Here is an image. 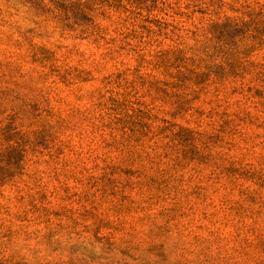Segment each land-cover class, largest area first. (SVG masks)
Returning a JSON list of instances; mask_svg holds the SVG:
<instances>
[{"label": "rangeland", "instance_id": "rangeland-1", "mask_svg": "<svg viewBox=\"0 0 264 264\" xmlns=\"http://www.w3.org/2000/svg\"><path fill=\"white\" fill-rule=\"evenodd\" d=\"M0 264H264V0H0Z\"/></svg>", "mask_w": 264, "mask_h": 264}]
</instances>
